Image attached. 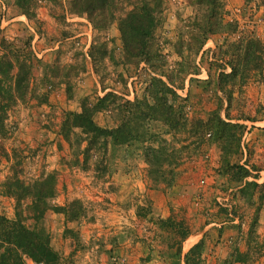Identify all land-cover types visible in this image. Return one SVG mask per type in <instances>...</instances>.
Here are the masks:
<instances>
[{
  "label": "rangeland",
  "instance_id": "1",
  "mask_svg": "<svg viewBox=\"0 0 264 264\" xmlns=\"http://www.w3.org/2000/svg\"><path fill=\"white\" fill-rule=\"evenodd\" d=\"M192 1L160 0L147 64L122 50L117 19L132 8L128 0H112L104 29L69 11L67 0H0V37L12 43L0 44V55L27 53L32 64L0 135V214L14 217L4 180L54 172L49 208L36 221L22 215L48 235L55 264H185L194 244L187 264H264V58L244 83L216 88L219 69L208 57L224 33L187 51L201 9ZM220 1L223 21L237 24L227 40L251 35L264 45V0ZM82 106L104 129L130 114L140 120L123 143L91 141L73 127L66 138L64 115ZM215 116L225 122L218 130ZM237 165L249 174L255 166L257 177L238 179ZM64 204L78 216L52 209Z\"/></svg>",
  "mask_w": 264,
  "mask_h": 264
},
{
  "label": "trees",
  "instance_id": "2",
  "mask_svg": "<svg viewBox=\"0 0 264 264\" xmlns=\"http://www.w3.org/2000/svg\"><path fill=\"white\" fill-rule=\"evenodd\" d=\"M16 1L17 4L24 3V0ZM128 1L132 8L117 19L122 50L127 60L136 58L138 61L148 64L154 53L152 44L148 43L154 21L153 12L160 7V0ZM192 2L198 4L201 9L199 17L194 23L195 27L189 31L190 40L185 43L186 50L197 52L204 44L207 35L224 33L220 42L215 43V50H212L208 57V59H212L208 65L219 69L214 80L215 87L223 89L226 80L231 81L232 84L244 83L249 78V71H256L262 63L264 58L263 43L251 35H244L231 42L228 41L225 35L234 33L237 24L235 21H223L221 1L193 0ZM67 4L69 11L84 14L93 29H104L114 19L110 11L113 5L112 0H67ZM23 14L28 19L30 18L27 12ZM93 37L95 38V36ZM0 44L4 45L3 47H9L12 43L0 37ZM91 48H93V44L90 46V56H92ZM16 49L19 50V48ZM13 57L15 62L3 53L0 55V135L5 133L4 121L7 110L17 98L24 96L28 90L27 79L32 64L28 61L27 53H22L19 58L18 56ZM14 67L15 71L12 72ZM155 69L152 67V71L155 72ZM226 69L229 71L226 72ZM160 71L158 74H161ZM107 95L113 94L107 93L98 97L97 104L105 100ZM124 101L128 102V100ZM118 105L117 103L115 108ZM118 108L120 109V107ZM215 119L220 122L213 125L218 130L219 125H224L225 122L218 116H215ZM137 120H140L138 116L130 114L126 118H117L114 126L104 129L94 123L92 109L82 106L79 112L65 113L60 129L66 138L73 127L79 128V132L85 134L86 138L91 141L97 137L109 136L112 144H118L130 139L134 122ZM210 122L212 123V120ZM230 125L237 128L242 127L241 124ZM237 168L243 170L238 179L246 175H250L252 178L257 177L258 169L253 165L250 167V170L253 171L251 174L240 165H237ZM54 176V172L50 171L45 175L40 174L31 182H24L13 174L2 183L3 192L14 199V217L7 219L0 214V264H24L22 255L41 264H55L56 253L49 245L48 235L41 228L24 224L23 219H26V215H22L23 211L27 210V214L33 221L42 217L45 210L49 208L47 199L55 194ZM248 184L256 185L253 181ZM26 197H29V201L23 205V200ZM70 204L67 207L65 204L54 206L52 209L63 213L67 218L74 219L78 216V212L74 208L68 209ZM197 248L198 244H194L184 253L185 264H187L188 256L194 253Z\"/></svg>",
  "mask_w": 264,
  "mask_h": 264
}]
</instances>
